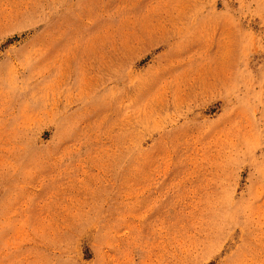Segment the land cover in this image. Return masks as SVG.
Here are the masks:
<instances>
[{"label": "rangeland", "instance_id": "374dc122", "mask_svg": "<svg viewBox=\"0 0 264 264\" xmlns=\"http://www.w3.org/2000/svg\"><path fill=\"white\" fill-rule=\"evenodd\" d=\"M0 264H264V0H0Z\"/></svg>", "mask_w": 264, "mask_h": 264}]
</instances>
